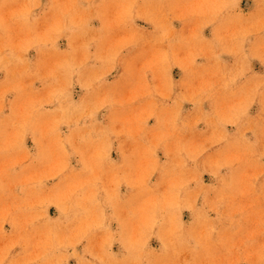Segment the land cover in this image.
<instances>
[{"label":"rangeland","instance_id":"1","mask_svg":"<svg viewBox=\"0 0 264 264\" xmlns=\"http://www.w3.org/2000/svg\"><path fill=\"white\" fill-rule=\"evenodd\" d=\"M0 264H264V0H0Z\"/></svg>","mask_w":264,"mask_h":264},{"label":"bare ground","instance_id":"2","mask_svg":"<svg viewBox=\"0 0 264 264\" xmlns=\"http://www.w3.org/2000/svg\"><path fill=\"white\" fill-rule=\"evenodd\" d=\"M6 31H7V28H6ZM54 53V52H53ZM52 57V56H51ZM53 58V57H52ZM15 91V90H14ZM13 102V101H12ZM58 111V110H57ZM96 149V148H95ZM96 153V152H95ZM117 165V164H116ZM119 165V164H118ZM231 172V171H230ZM55 175V174H54ZM124 179V178H123ZM226 180V179H225ZM226 182V181H225ZM129 184V183H128ZM227 186V185H226ZM135 190V189H134ZM136 193V192H135ZM134 193H132L133 195ZM130 196V195H129ZM44 223V222H43ZM66 225V224H65ZM44 226V225H43ZM49 229V228H48ZM52 229V228H51ZM60 229V228H59ZM136 239V238H135ZM164 242V241H163Z\"/></svg>","mask_w":264,"mask_h":264}]
</instances>
